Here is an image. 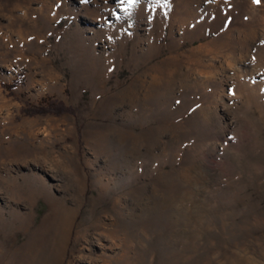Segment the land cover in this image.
<instances>
[{"label":"rangeland","instance_id":"rangeland-1","mask_svg":"<svg viewBox=\"0 0 264 264\" xmlns=\"http://www.w3.org/2000/svg\"><path fill=\"white\" fill-rule=\"evenodd\" d=\"M0 245L264 264V0H0Z\"/></svg>","mask_w":264,"mask_h":264},{"label":"bare ground","instance_id":"bare-ground-1","mask_svg":"<svg viewBox=\"0 0 264 264\" xmlns=\"http://www.w3.org/2000/svg\"><path fill=\"white\" fill-rule=\"evenodd\" d=\"M245 42H246V45H248V41L247 40H245ZM11 189H12V194H13V196H14V199H16L17 198V185H16V182H15V180H12V186H11ZM13 198V197H12ZM68 214V211L65 209V208H62V209H60V208H58V207H56V206H53V207H51V209H50V211L48 212V216L45 218L49 223L46 225V230H47V232L48 231H50V228L52 229V231H54V232H57V233H59V235L58 234H56V236H59L58 237V239H60V240H62V239H64V237L63 236H66V234H67V231H68V220L70 219V217L69 216H66ZM71 216V215H70ZM67 217V218H66ZM14 223V222H13ZM12 222L10 223V225H14ZM67 226V227H66ZM41 228V227H40ZM57 228H58V231H57ZM51 231V234H50V236L52 237V234H53V232ZM37 232V231H36ZM39 232V231H38ZM40 234V233H39ZM60 236H61V238H60ZM50 238V237H49ZM5 241H6V243H7V239H4ZM59 242V241H58ZM62 242V241H61ZM4 244V243H3ZM1 246V245H0ZM29 247V246H28ZM2 250H4L3 248L2 249H0V252L1 253H4V251H2ZM17 252H18V250H16V249H14V250H12V253H11V256L8 258L10 261H11V263H13V262H15L16 261V258H17ZM0 253V254H1ZM21 254V253H20ZM19 255V254H18ZM12 257V258H11ZM11 263H8V264H11Z\"/></svg>","mask_w":264,"mask_h":264},{"label":"snow or ice","instance_id":"snow-or-ice-1","mask_svg":"<svg viewBox=\"0 0 264 264\" xmlns=\"http://www.w3.org/2000/svg\"><path fill=\"white\" fill-rule=\"evenodd\" d=\"M121 2H123V0H121ZM254 3L259 4L261 2V0H253Z\"/></svg>","mask_w":264,"mask_h":264}]
</instances>
